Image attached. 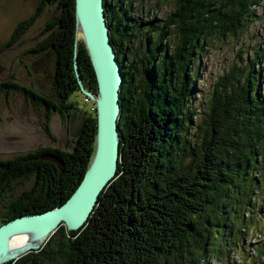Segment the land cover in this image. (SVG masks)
<instances>
[{
	"label": "trees",
	"instance_id": "obj_1",
	"mask_svg": "<svg viewBox=\"0 0 264 264\" xmlns=\"http://www.w3.org/2000/svg\"><path fill=\"white\" fill-rule=\"evenodd\" d=\"M262 1L174 0L173 9L158 14L157 9L146 11L142 0H104L110 40L122 71L116 173L80 228L68 229L61 223L39 249L4 264L227 261L237 240L251 229L257 202L264 200V161H260L264 158V45H257L244 63L232 62L213 81L196 142L182 132L196 113L187 105L188 93L195 88L188 77L194 53L207 38L214 33H240L244 19ZM38 2L10 37L0 42V49L15 43L53 4L58 13L46 20L44 37L27 50L33 56L53 52L50 89L43 92L9 78L0 81V90L5 97L13 91L23 93L39 111L40 124L52 141L57 136L50 120L57 112L66 125L67 146L38 144L0 157V224L65 201L83 177L95 148L94 101L82 109L69 98L80 90L75 54L85 87L97 91L87 49L82 37L75 35L74 0ZM172 35L176 41L169 52L165 42ZM143 56L144 62L139 59ZM163 79L166 90L161 91ZM141 81H148L154 97L141 91ZM160 110H168L163 121L157 116ZM75 111L82 116L71 133L68 122ZM254 218L259 224L263 216Z\"/></svg>",
	"mask_w": 264,
	"mask_h": 264
},
{
	"label": "rangeland",
	"instance_id": "obj_2",
	"mask_svg": "<svg viewBox=\"0 0 264 264\" xmlns=\"http://www.w3.org/2000/svg\"><path fill=\"white\" fill-rule=\"evenodd\" d=\"M142 1L146 11L157 9L158 14L166 13L174 8V0ZM38 5V0H0V42L6 41L16 24L30 15ZM135 10L137 14L140 12L138 6H135ZM253 12V15L244 19V28L240 33L224 36L214 33L207 38L204 47L194 53L193 67L190 69L188 81L191 82L190 86L194 85L195 88L188 93L187 105L195 108L196 113L192 121L182 128V132L187 131V138L192 142L199 139L200 126L205 117L213 81L232 62L244 63L257 45L262 47L264 45V1L255 6ZM57 13L53 4L48 5L15 43L0 49V81L14 78L15 81L28 86L32 85L39 90L48 89L49 75L45 77V73L54 71L53 52L49 51L37 57L27 50L44 37L42 31L46 20ZM78 34L81 36L80 31ZM175 41L173 35L166 40L165 44L168 45L169 52L173 49ZM262 53L261 62L264 67V50ZM195 77L196 80L193 83ZM69 98L75 100L82 109L89 108L93 103L92 100L89 105L83 103L81 90L73 91ZM81 116V113L76 111L71 116L68 122L71 133L78 129ZM40 119L39 111L34 104L25 100L23 93L13 91L5 97L4 91L0 90V157L24 152L38 144L53 143L66 147L68 132L59 114L55 112L50 120L51 128L57 136L55 141L47 135L40 124ZM260 161L263 162L264 158L261 157ZM262 184L263 182L260 183V188ZM262 216V221L257 224L254 217L258 220ZM251 218L253 220L249 225L251 229L245 230L241 241L237 240L239 243L227 261L222 263L221 260L219 263L215 261L213 264H264V248L261 257L258 256L256 249L258 244L264 241V200L257 202V208L253 211ZM251 256L256 257L258 262H253Z\"/></svg>",
	"mask_w": 264,
	"mask_h": 264
},
{
	"label": "water",
	"instance_id": "obj_3",
	"mask_svg": "<svg viewBox=\"0 0 264 264\" xmlns=\"http://www.w3.org/2000/svg\"><path fill=\"white\" fill-rule=\"evenodd\" d=\"M75 35L80 31L97 80V91L84 85L74 56V71L80 90L95 103V148L83 177L61 204L40 212H28L0 224V264L28 250L39 249L64 223L78 229L87 220L100 191L115 175L119 160L118 116L121 66L111 43L104 0H74ZM33 232L35 243L10 248L16 233Z\"/></svg>",
	"mask_w": 264,
	"mask_h": 264
},
{
	"label": "flooded vegetation",
	"instance_id": "obj_4",
	"mask_svg": "<svg viewBox=\"0 0 264 264\" xmlns=\"http://www.w3.org/2000/svg\"><path fill=\"white\" fill-rule=\"evenodd\" d=\"M46 53V52H45ZM45 53H43V54H45ZM38 57V56H37ZM139 59H141L143 62H144V56L143 57H140ZM43 73V72H42ZM53 73H54V71H52V72H47V73H45V77H47L48 75H49V87H48V89H43L42 87V89H41V91H48L49 89H50V83H51V81H52V78H53ZM147 75V74H146ZM149 76V75H148ZM152 77V76H151ZM152 79L154 80V78L152 77ZM147 80L149 81V82H151L152 80H151V78H148L147 77ZM148 81H146V82H144L143 83V81H141L140 83H138L139 84V86H140V89H141V91H147V92H149V95H151V96H155V92H154V90L149 86L148 87ZM165 81H166V79H163V80H161V82H162V85L160 86V87H162V88H160L161 89V91H163V90H166V88H165ZM138 89V88H137ZM159 89V88H158ZM165 105V104H164ZM166 108V107H165ZM168 113V110L167 111H164V110H160V112L158 113V119L160 120V121H163L164 119H165V115ZM141 114V115H140ZM139 115V117H141V116H143V112L142 113H140ZM148 119H146L145 121H147ZM149 120L150 121H152V122H157V120L155 119V118H149ZM147 138H148V136H147ZM149 139V138H148Z\"/></svg>",
	"mask_w": 264,
	"mask_h": 264
},
{
	"label": "bare ground",
	"instance_id": "obj_5",
	"mask_svg": "<svg viewBox=\"0 0 264 264\" xmlns=\"http://www.w3.org/2000/svg\"><path fill=\"white\" fill-rule=\"evenodd\" d=\"M33 238L31 231L16 233L10 238V248L18 249L23 243H35Z\"/></svg>",
	"mask_w": 264,
	"mask_h": 264
},
{
	"label": "built area",
	"instance_id": "obj_6",
	"mask_svg": "<svg viewBox=\"0 0 264 264\" xmlns=\"http://www.w3.org/2000/svg\"><path fill=\"white\" fill-rule=\"evenodd\" d=\"M84 99H85V102H86L87 104H89V102L91 101V99H90L89 97H85Z\"/></svg>",
	"mask_w": 264,
	"mask_h": 264
}]
</instances>
